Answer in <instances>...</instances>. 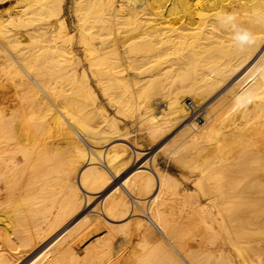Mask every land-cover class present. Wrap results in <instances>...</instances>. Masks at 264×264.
<instances>
[{"label":"bare ground","instance_id":"bare-ground-1","mask_svg":"<svg viewBox=\"0 0 264 264\" xmlns=\"http://www.w3.org/2000/svg\"><path fill=\"white\" fill-rule=\"evenodd\" d=\"M256 11L264 0H17L1 10L0 264H264ZM221 13H236L257 44L238 52Z\"/></svg>","mask_w":264,"mask_h":264},{"label":"rangeland","instance_id":"rangeland-1","mask_svg":"<svg viewBox=\"0 0 264 264\" xmlns=\"http://www.w3.org/2000/svg\"><path fill=\"white\" fill-rule=\"evenodd\" d=\"M17 2V0H7L5 3H0V11L9 7L10 5H12L13 3ZM65 19L69 24V17L67 15H65ZM232 82L228 83L227 85H225L222 89H220L219 91H216L215 93H213V95H211L209 97V99L207 100L206 103V107L211 106L221 95V93H223L225 90H227V88H229L231 86ZM158 102V100H156ZM158 106V110L159 108L161 109V103L157 104ZM110 111V109H108ZM177 131V129L165 136H163V140L160 138L155 147H152L151 150L149 151L150 153L148 155H146V157L142 158L140 161L136 162V163H132L133 165H131L129 168H127V170L123 173H121L120 175H118L116 178H114L108 185H106L104 187V189H102V191L99 192L97 197L92 198L90 201H88L80 211H78L77 213H75L74 217L68 221V223L63 227L62 231L59 233V235L65 231L68 228H71L73 226H77L79 225L85 218H87L90 214H92L93 212H95L97 210V208L100 206V204L102 202H104L107 198H109L110 196H113L116 192L117 189L120 187H122V185L129 180V178H133L132 176L137 174L141 168V166H143V164L147 161V159L149 158L150 154H158L159 148H161L160 146H163L167 141L171 140V138L174 136L175 132ZM173 133V134H172ZM170 136V137H169ZM166 137V138H165ZM161 142V144L159 145V143ZM154 152V153H153ZM169 168H167L174 176H179V171L173 167L168 166ZM188 187L189 184L188 182H183V186ZM105 234V230L101 229L99 231V233L97 232L96 235L98 236H102ZM58 235V236H59ZM95 235V236H96ZM57 237V236H56ZM56 237L52 238L50 241H48V243L46 245H44L36 254H34L32 256V258H34L41 250H43L49 243H51ZM90 239V238H89ZM94 239V238H93ZM93 239H90L91 241ZM89 240V241H90ZM88 242V241H87ZM88 243H86L85 245H82L81 248H84Z\"/></svg>","mask_w":264,"mask_h":264},{"label":"clouds","instance_id":"clouds-1","mask_svg":"<svg viewBox=\"0 0 264 264\" xmlns=\"http://www.w3.org/2000/svg\"><path fill=\"white\" fill-rule=\"evenodd\" d=\"M256 23H264V12L256 11L253 13ZM236 13H221L217 16V22L222 28L231 31L233 47L238 52H245L257 44V35L247 28L238 24Z\"/></svg>","mask_w":264,"mask_h":264}]
</instances>
